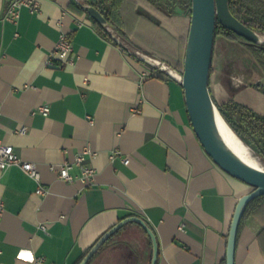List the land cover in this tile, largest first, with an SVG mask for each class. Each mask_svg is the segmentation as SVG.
I'll use <instances>...</instances> for the list:
<instances>
[{"label":"crops","instance_id":"obj_1","mask_svg":"<svg viewBox=\"0 0 264 264\" xmlns=\"http://www.w3.org/2000/svg\"><path fill=\"white\" fill-rule=\"evenodd\" d=\"M11 1L0 0V138L35 164L40 181L20 165L0 168V264H39L41 256L48 264H79L129 216L144 218L154 230L157 264H227L234 212L253 187L207 153L181 81L140 57L180 72L189 31L185 12H167L175 23L163 30L136 11L147 0H126L124 6L133 7L124 15L130 47L102 33L76 0H39L38 10L22 6L16 22L5 18ZM61 31L70 34L73 63L50 59ZM220 41L209 81L213 98H234L264 114L259 80L244 74L236 82L228 58L225 68L215 66L217 53H227V40ZM40 104L50 105L47 115L37 110ZM86 148V163L96 170L90 183L78 179L82 170L74 163ZM65 162L73 163L75 180L59 176ZM40 185L44 194L36 192ZM152 252L143 227L129 222L88 264H150ZM235 264H264V197L242 219Z\"/></svg>","mask_w":264,"mask_h":264},{"label":"water","instance_id":"obj_2","mask_svg":"<svg viewBox=\"0 0 264 264\" xmlns=\"http://www.w3.org/2000/svg\"><path fill=\"white\" fill-rule=\"evenodd\" d=\"M77 2L91 18L102 24L119 44L125 46V43L111 30L108 20L99 9L84 0H77ZM217 21L257 44H264V34L247 26L235 16L231 11L230 0H192L183 70L180 72L182 76L180 81L184 88L190 120L200 142L213 160L229 174L253 187L250 192L240 198L231 223L227 264H235L237 236L246 208L253 199L264 195V168L252 165L237 154L228 144L220 127V120L224 122L226 120L219 111L209 86ZM140 57L155 64L145 55H140ZM226 124L230 127L227 122ZM129 222H136L147 231L153 244L150 264H157L159 243L156 234L146 220L140 216H129L118 222L101 236L79 264H87L103 243Z\"/></svg>","mask_w":264,"mask_h":264},{"label":"trees","instance_id":"obj_3","mask_svg":"<svg viewBox=\"0 0 264 264\" xmlns=\"http://www.w3.org/2000/svg\"><path fill=\"white\" fill-rule=\"evenodd\" d=\"M84 1L99 9L108 20L109 26L117 34L121 35L123 38H127L128 31L124 17L118 12L124 6L126 0ZM149 1L158 5L165 11L169 9L168 5L161 0ZM74 4L80 10H84L78 3L75 2ZM184 7L191 16L192 0H184ZM230 7L233 14L247 26L264 34V0H230ZM93 23L107 37L117 42L112 34L102 24L94 19ZM220 33L224 34L229 39L243 41L248 46L261 68L264 69V44L251 42L243 36H240L234 31L224 27L219 21H217L215 38ZM179 69L180 72H182L183 63L179 66ZM255 86L264 92L262 84L257 83ZM215 102L222 116L235 133L264 160V114L255 111L251 107L242 104L233 98L223 103H219L217 101ZM263 197L264 195H261L253 199L246 208L244 216L250 212L253 202ZM144 231L147 233L145 229ZM88 251L89 250H87L84 255H86Z\"/></svg>","mask_w":264,"mask_h":264},{"label":"built area","instance_id":"obj_4","mask_svg":"<svg viewBox=\"0 0 264 264\" xmlns=\"http://www.w3.org/2000/svg\"><path fill=\"white\" fill-rule=\"evenodd\" d=\"M22 6H27L32 10H38L39 0H12L5 15V18L10 21L16 22L20 16V9ZM75 57L76 54L74 51V46L70 34L68 32L61 31L56 46L51 52L50 59L73 63L75 61ZM155 65L160 67L162 70L167 71L164 67L165 65H167L165 62L158 60ZM37 110L43 113L44 115H47L50 111V105L40 104ZM26 130L27 127L24 126L21 128L20 131L24 133L26 132ZM89 152H91L90 149L86 148L85 150L80 152L74 160V163L80 165L82 170V174L78 179L84 183L92 182L96 173L95 168L86 163V154ZM116 153L117 148L112 151L111 157L114 158ZM124 162L128 163L129 158H124ZM13 164L20 165L22 169L25 170L31 177L35 178L37 181H40V173L37 170L35 164L33 162L23 160L15 152L14 146L10 144H5L0 138V168H5ZM72 164V162H65L61 164L59 168H57L58 174L62 179L68 181L75 180V177L70 173V168L72 167ZM52 169H56V167L52 166ZM36 192L39 194H44L46 192V188L40 185L37 188ZM42 227L46 228L45 225H42ZM36 262L39 264H48L45 262V258L42 256L38 257L36 259Z\"/></svg>","mask_w":264,"mask_h":264},{"label":"rangeland","instance_id":"obj_5","mask_svg":"<svg viewBox=\"0 0 264 264\" xmlns=\"http://www.w3.org/2000/svg\"><path fill=\"white\" fill-rule=\"evenodd\" d=\"M149 4H145L143 7H137V12L139 14H142L147 18L148 25L152 27L155 25H158L159 28L166 30L164 25L167 24L171 25L175 23V18H170L166 16V13L169 12V14H178L180 12H185L188 20V26L190 25V15L188 14L187 10L184 7V0H161L164 3L168 5V10H164L158 5H155L151 3L149 0H147ZM171 7V8H170ZM133 10V7H125L123 6L118 12L120 14L126 15L130 14L129 11ZM170 10V11H169ZM130 11V12H131ZM171 12V13H170ZM116 13V10H115ZM167 14V15H169ZM128 36L127 38H123L121 35L117 34L111 27V30L127 45L135 46L132 39L130 38V28L126 25ZM156 27V26H155ZM158 28V27H157ZM224 38L226 41L227 49L225 50L227 53H224L223 57L217 53V62L215 63V66H219V69L225 68L224 65H222V60L225 58H228L229 62L227 63V66L229 67L228 70L231 72V76L236 80V82H239V77L243 76L249 81L260 83L264 87V69L261 68L255 57L252 55L251 51L249 50L248 46L241 40H233L227 38L224 34H218L215 38V41L217 40L218 44H220V40ZM220 56L222 57L221 59ZM224 70V69H223ZM248 72V73H246ZM255 83V85L257 84ZM256 87V86H255ZM257 88V87H256ZM258 89V88H257ZM260 90V89H259ZM263 92V91H261ZM264 93V92H263ZM232 99V98H231ZM234 99V98H233ZM215 100V99H214ZM217 101V100H215ZM228 101V100H227ZM219 102V101H217ZM226 102V101H224ZM216 103V102H215ZM223 103V102H221ZM253 109V108H252ZM252 149V148H251ZM253 150V149H252ZM254 151V150H253ZM255 152V151H254Z\"/></svg>","mask_w":264,"mask_h":264},{"label":"bare ground","instance_id":"obj_6","mask_svg":"<svg viewBox=\"0 0 264 264\" xmlns=\"http://www.w3.org/2000/svg\"><path fill=\"white\" fill-rule=\"evenodd\" d=\"M147 58L155 63L158 62V60L155 58L149 56H147ZM164 67L169 73L181 80L182 76L180 72H178L168 64ZM220 127L228 144L233 150H235V152H237V154H239L242 158H244L252 165L264 168V160L256 152H254L250 146L242 141L241 138H239V136L226 124V122L220 120Z\"/></svg>","mask_w":264,"mask_h":264}]
</instances>
